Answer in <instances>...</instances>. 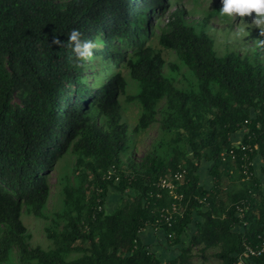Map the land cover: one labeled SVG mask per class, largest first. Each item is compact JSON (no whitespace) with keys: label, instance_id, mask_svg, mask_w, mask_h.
<instances>
[{"label":"trees","instance_id":"16d2710c","mask_svg":"<svg viewBox=\"0 0 264 264\" xmlns=\"http://www.w3.org/2000/svg\"><path fill=\"white\" fill-rule=\"evenodd\" d=\"M206 26L207 20L189 22L176 0H0V264H12L16 253L19 264H196V251L205 264L209 250L222 264H234L243 237L258 243L262 182L243 174L238 149L234 160L221 154L246 128L243 143L254 148L252 159L262 157L264 175V49L252 57L219 55ZM73 29L101 45L83 66L71 48L54 43H66ZM163 50L174 53L193 83L180 87L166 75L167 65L180 67ZM134 102L141 108L134 134L158 122L164 135L140 162L129 157L126 163L132 138L124 104ZM69 152L77 183L67 182L64 206L50 218L49 174ZM204 163L211 164V190L200 185ZM111 166L118 183L104 179ZM180 169H186L177 190L184 194L183 213L170 228L157 221L175 200L154 184ZM225 179L230 183L223 189ZM110 190L132 201L109 214ZM244 200L250 208L242 232L235 205ZM24 210L51 221V248L30 244ZM193 223L195 232L186 234ZM150 226L173 236L177 253L167 261L142 241ZM250 260L264 264V255Z\"/></svg>","mask_w":264,"mask_h":264},{"label":"rangeland","instance_id":"374dc122","mask_svg":"<svg viewBox=\"0 0 264 264\" xmlns=\"http://www.w3.org/2000/svg\"><path fill=\"white\" fill-rule=\"evenodd\" d=\"M176 1L186 9L187 20L189 22L193 21L198 23L207 20L205 30L215 41V49L219 55H224L228 52H236L244 57L253 56V52L256 48L252 42L260 38L259 29L255 28L254 25H251L254 15L252 18L246 17L244 20L237 17L221 16L219 14V9L221 7L219 0ZM174 9V6H170L169 13ZM148 23L150 27L154 25V20L150 16L148 17ZM240 28H244V31H239ZM99 46L101 45H96V47ZM163 55L168 63L173 62V64H177L180 67L177 71H173L171 66L167 65L165 70L167 76L176 78L175 83L177 86L187 87L190 82L193 83V77L182 63L178 61L173 52L170 50H163ZM261 58L264 61V53ZM129 93H136V89H130ZM15 103H19V100L16 99ZM124 106H126V108L123 112V118L129 126V134L132 140L129 155L123 156V161L126 163L129 162L130 157L132 160L136 159V161L140 162L150 151L154 150L153 147L156 142L161 140L164 134L159 129V123L156 122L148 130L142 131L139 136H136L134 134V128L138 124L141 108L136 102L128 103L127 105L124 104ZM74 168L75 156L69 152L57 161L54 169L49 174L52 192L47 204L46 215L50 218H52L57 212H60L64 206L63 201L65 196L63 188L67 182H70L71 184L77 183L78 174L74 172ZM201 173L203 175V172ZM130 200L132 201L130 196H125L124 199H121L117 193L110 190L105 209L107 213L111 214L122 202ZM22 221L27 228L28 233L31 235L30 244L33 247L39 246L44 249H49L53 246V242L48 238L46 232V228L51 225V221L30 215L26 210H24L22 215ZM147 230H149V228H147ZM153 251L159 256L155 249H153ZM212 252V250L207 252L205 264H222L221 260L212 257ZM195 254L196 256L193 259L194 263H204V259L200 252L196 251ZM12 264H19L17 253L14 255Z\"/></svg>","mask_w":264,"mask_h":264},{"label":"built area","instance_id":"2783aa9c","mask_svg":"<svg viewBox=\"0 0 264 264\" xmlns=\"http://www.w3.org/2000/svg\"><path fill=\"white\" fill-rule=\"evenodd\" d=\"M247 123L248 121L245 122V124ZM237 149L241 152V154L238 155V158H240L241 161H243L241 166L242 172L248 179L249 177L253 176V172L250 171V168H253L254 166L253 159L250 157L252 155V152H254V148H252V146L244 144L243 141L238 144L233 143V147L229 152H224L221 154V159L223 161H226L228 158H231L233 160L237 159V154H236ZM185 174H186V169H180L173 174L160 177L158 181L154 184V186L157 187V189L167 190L168 193L175 200V202H173L170 205V207L161 210L160 220L157 221L159 223L164 222L170 228L173 226V222L176 216L182 215L183 213L182 202L184 200V194L181 192L179 193L177 190L183 185ZM112 177H116L115 178L116 183H118V181L120 180V177L118 175V169L115 166H111L108 169V171L104 176V179L110 180ZM151 196H153V194ZM159 197H160V193H157V198ZM100 202H101L100 199L97 198L96 199L97 204L95 209H97L98 211L102 210V205ZM199 202L207 206L205 199H200ZM235 208H236L237 217L241 221H244L246 213L250 208V202L244 200L241 203L236 204ZM247 225L248 223L244 221L241 226L242 232H244V227H246ZM147 228L153 229L155 233L159 231V229L156 227L150 226ZM145 230H143L142 233ZM167 237L170 240L172 239L173 236L172 234H168ZM257 241L258 243L254 244L250 242L247 237H243L242 239L243 251L241 252V254L238 255L237 260L234 264H252V261L250 260L251 258L262 257L264 255V230L257 235ZM148 250L151 251V248L148 247Z\"/></svg>","mask_w":264,"mask_h":264},{"label":"clouds","instance_id":"9594fccd","mask_svg":"<svg viewBox=\"0 0 264 264\" xmlns=\"http://www.w3.org/2000/svg\"><path fill=\"white\" fill-rule=\"evenodd\" d=\"M221 7L219 14L221 16L254 18L251 25L259 29V37L252 43L255 48L264 49V0H220ZM239 31L243 32L244 28ZM54 43L72 49L74 60L77 66H83L82 62L92 57V49L96 47L95 43L91 40L81 39L79 30L73 29L67 37V42L62 43L58 39Z\"/></svg>","mask_w":264,"mask_h":264},{"label":"crops","instance_id":"0c3cea01","mask_svg":"<svg viewBox=\"0 0 264 264\" xmlns=\"http://www.w3.org/2000/svg\"><path fill=\"white\" fill-rule=\"evenodd\" d=\"M248 130L246 128H243L241 130H239L237 133H235L234 135H232L231 137V141L232 143L238 144L241 141H243V139L245 138L246 134H247ZM253 172L255 175V177H257L258 179H260V181L262 182V185L264 187V175L261 172L262 169V165H263V159L262 157L258 154L254 159H253ZM210 163H204L200 170H199V176H200V185L204 186V188L206 190H211L214 188V179L211 176L210 173ZM203 172V175L202 173ZM205 172V173H204ZM226 181L223 182V189L227 188V186L229 185L228 182L230 183L229 179H225ZM195 232V225L194 223L191 225L190 229L186 232V234L191 235V233ZM183 236L182 238V243L180 244L181 247L185 246V242L187 239V236ZM168 234L166 232L163 231H157L156 233L154 232L153 229H149V230H145L142 234H141V238L143 243L148 246L149 248H151V250L153 251V249H155V251L159 254V256H156L159 259H162L163 261H167L168 259L172 258L174 256V254L177 253V248L170 245V241L168 239ZM188 241V239H187ZM153 247V248H152Z\"/></svg>","mask_w":264,"mask_h":264}]
</instances>
